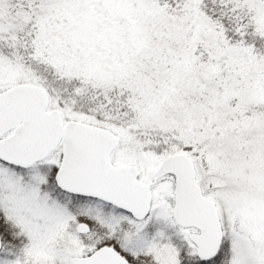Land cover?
<instances>
[{
	"label": "snow or ice",
	"instance_id": "6c2138e0",
	"mask_svg": "<svg viewBox=\"0 0 264 264\" xmlns=\"http://www.w3.org/2000/svg\"><path fill=\"white\" fill-rule=\"evenodd\" d=\"M0 264H264V0H0Z\"/></svg>",
	"mask_w": 264,
	"mask_h": 264
}]
</instances>
